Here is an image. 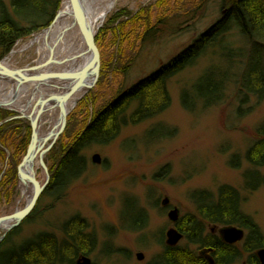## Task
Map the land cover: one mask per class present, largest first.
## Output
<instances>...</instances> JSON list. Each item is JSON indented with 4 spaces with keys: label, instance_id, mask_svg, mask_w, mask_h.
Instances as JSON below:
<instances>
[{
    "label": "rangeland",
    "instance_id": "obj_1",
    "mask_svg": "<svg viewBox=\"0 0 264 264\" xmlns=\"http://www.w3.org/2000/svg\"><path fill=\"white\" fill-rule=\"evenodd\" d=\"M9 2L0 0V9L2 4L9 6ZM222 2L119 0L96 37L97 81L70 111L61 134L43 146L47 150L43 161L49 170L37 168L38 185L45 182L96 112L120 92L170 62L221 19L228 5ZM43 29L18 41L2 58L20 49L11 67L35 64L38 61L35 48H22ZM227 43L232 44L234 51L225 52L224 42L168 82L171 103L162 114L126 126L106 146L87 149L83 153L87 167L67 190L62 192L60 187L51 193L44 190L36 208L17 226L9 232L0 226V237L12 234L5 251H13L39 233L50 232L61 237L65 222L78 217L86 222L85 232L95 241L87 255L93 264H150L163 251L158 239L170 225L168 210L178 208L182 223H187L197 214L196 205L209 203L210 199L202 194L216 196L224 185L241 193V210L264 235V187H258L257 172L252 168L255 164L248 154L250 147L264 135V98L258 102L252 97L241 104L238 95L239 81L255 67L261 48L252 47L236 28L227 35ZM222 83L227 84L225 96L215 104L217 96L211 86ZM37 99L36 105L44 97ZM0 109V115L15 114ZM42 118L45 130L49 126L47 114ZM260 128L263 133L259 134ZM3 145L0 142V218L23 210L29 201L23 199L20 188L11 198L13 185L6 182L10 172L5 175L12 166L13 170L20 169L27 144L10 158L2 152ZM94 154L101 155L100 164L92 162ZM259 171L264 175V165ZM10 177L15 178V172ZM57 196L61 197L57 199ZM165 198L169 199L167 207L162 205ZM145 215L147 225L141 231L124 228L123 224L144 222ZM211 227L206 223L204 232L208 233ZM180 245L189 251L196 248L185 239ZM140 253L144 255L142 260L138 259ZM6 261V257L0 258V264H8Z\"/></svg>",
    "mask_w": 264,
    "mask_h": 264
},
{
    "label": "trees",
    "instance_id": "obj_2",
    "mask_svg": "<svg viewBox=\"0 0 264 264\" xmlns=\"http://www.w3.org/2000/svg\"><path fill=\"white\" fill-rule=\"evenodd\" d=\"M222 1L224 6L227 2L228 5L221 19L211 25L170 62L160 66L155 72L129 89L120 92L103 109L96 112L86 128L58 161L53 170L50 191L51 188L55 191L56 187H60V190L64 192L74 180L79 178L87 167V159L83 154L87 149L94 146H106L115 141L126 126L136 125L162 114L171 103L168 82L172 78L188 67L194 66L206 53L222 46L224 42L227 45L224 48L225 52L234 51L232 44L227 43V35L232 28H236L249 43L251 42L252 47L257 45L261 48L257 54L258 58H255V67L248 70L245 73L246 76L239 81L240 103H247L252 97H255L258 102L264 98L262 92L264 87V47L262 48L264 46V0ZM60 3L61 0H10L9 6L2 4L0 9V12L2 10L0 14V59L12 50L18 40L49 26L59 10ZM211 71L213 69L208 70V72ZM226 88V83L211 86L212 93L217 96L213 103L217 104L223 99ZM186 95L183 93V96ZM4 117V114L0 115V121ZM258 130L259 134L263 133L261 128ZM248 154L251 155L248 157L255 164L252 168L257 172L258 187H264V175L259 171V168L264 165L263 134L250 147ZM253 172V170L249 172L251 176ZM202 195L210 201L208 204L196 205L197 214L190 219L193 225L185 231L191 243L203 245L202 247L207 244L206 240H201L206 223H240L246 225L248 229L249 252L264 246V235L261 230L241 210L242 197L236 188L224 185L220 187L216 196L206 192ZM145 224L146 219L137 225L123 224V226L127 230L138 232ZM61 228V237L50 232L39 233L9 253L2 246L0 258L6 257L8 264H76L77 257L88 255L95 241L85 232L86 222L78 217H72ZM164 250L157 264H196L193 253L186 247L181 250L178 248H165ZM197 264L208 263L199 258Z\"/></svg>",
    "mask_w": 264,
    "mask_h": 264
},
{
    "label": "water",
    "instance_id": "obj_3",
    "mask_svg": "<svg viewBox=\"0 0 264 264\" xmlns=\"http://www.w3.org/2000/svg\"><path fill=\"white\" fill-rule=\"evenodd\" d=\"M70 3V14L73 18L75 24H77L80 28V32L83 38V42L85 44V53L87 56L89 69L88 73L81 77L80 79L70 78L68 74L63 73V71L59 70L58 67L66 62L67 59H58L55 57V48L51 46L49 49V57L44 61H37L35 64L26 65L22 68L11 67L7 65L5 58L0 59V81L8 83L9 87L13 88L15 93V98L19 92V88L25 84L35 83L40 84V86L53 88L58 90L61 93L60 100L56 102H43L45 100H51L47 97L40 101V105L36 111L31 114L30 118L34 120L35 118L39 119L43 112L46 110H50V108H54L56 105H62L67 102L71 97L76 93H81V97L87 94L92 87L95 85L98 75H99V60H98V49L96 44V37L98 31L101 27H95L90 20L89 10L85 4L84 0H69ZM61 10L59 9L52 21V23L43 29L38 35L43 33H49L50 29L56 23L58 18L60 17ZM41 62V63H39ZM55 67V68H52ZM81 97L75 102L76 103L81 99ZM12 102V101H11ZM1 108H7L6 103L0 102ZM73 109V108H72ZM70 113V111H69ZM68 113V114H69ZM68 114H65L63 118V122L61 124L60 129L57 131L56 135L53 137V140L56 139L62 132L63 125L65 124L66 117ZM33 122V127L36 128V124ZM2 124V123H0ZM35 143H36V133H34L33 140L28 149L27 155L24 159L20 167V179L24 182L25 185L28 186V183L32 184L33 188L29 190V195L31 197L28 205L25 209L21 211H17V213L0 218V226L4 224H8L7 232H9L12 228L17 226L35 207L37 200L43 190L37 189V185L35 183L34 173L32 169L33 160L35 158ZM51 146V145H50ZM48 147V149L50 148ZM43 155V154H42ZM92 162L95 164H100L102 162V157L100 154H94L92 156ZM45 167L44 163L42 162ZM164 206L169 204V199L165 198L162 203ZM169 220L177 221L179 217L178 208H174L171 212H169ZM223 238L230 243L240 240L243 238V231L234 227H225L222 230ZM167 243L169 246H176L179 241L182 239V235L178 233L174 229H170L167 234ZM258 257L261 262L264 264V249H261L257 252ZM144 255L142 253L138 254V259L142 260ZM76 264H92V260L90 257L86 255H82L77 259Z\"/></svg>",
    "mask_w": 264,
    "mask_h": 264
},
{
    "label": "bare ground",
    "instance_id": "obj_4",
    "mask_svg": "<svg viewBox=\"0 0 264 264\" xmlns=\"http://www.w3.org/2000/svg\"><path fill=\"white\" fill-rule=\"evenodd\" d=\"M84 1L89 10L91 23L95 27H102L119 0ZM70 8L71 7L69 0H63L60 9V17L50 29L49 33L37 35L34 39L26 43L23 46L22 50L34 47L38 55L37 60L44 62L49 57L50 47L54 46L55 57L58 59H67L64 64L58 67V69L63 71V73L68 74L72 79H80L89 71V69L87 68L88 60L87 56L84 55L85 44L83 42L80 28L77 24L74 23L73 18L70 14ZM18 52H20V49H15L8 56V58L6 59L7 65L11 66L14 64V61L12 59ZM81 95V93H76L67 102L63 103L62 105L58 104L54 108H50V110L46 112L49 126L44 130L43 124L40 125V129L36 130V152L41 151L43 146L48 141L53 139V137L61 127L65 114H68L69 111L72 110L75 102L81 97ZM61 96V93L56 89L43 87L40 86V84L29 83L19 88V92L15 98L13 88L9 87L8 83L0 81V102L6 103L7 108L20 109V106H25L28 108L38 97H47L48 99H51L45 100L43 102H56L60 100ZM40 101L42 100L40 99ZM43 121L44 120H42V122ZM29 187L30 185H24V182L22 181L21 189L23 198L25 194L29 193ZM8 226V224H4L3 226H1V228L6 230Z\"/></svg>",
    "mask_w": 264,
    "mask_h": 264
},
{
    "label": "flooded vegetation",
    "instance_id": "obj_5",
    "mask_svg": "<svg viewBox=\"0 0 264 264\" xmlns=\"http://www.w3.org/2000/svg\"><path fill=\"white\" fill-rule=\"evenodd\" d=\"M18 41H20V40H18ZM18 41L15 43V45L18 43ZM37 100L35 99L34 103L28 108L25 106H22V107L20 106V109L19 108H5V109H9V110L15 112V114H12V115H8V116L5 115L4 119H2V121H0V123H2V124H0V127L3 124L8 123V126H7L8 128L5 127V129L3 131H1L2 134L0 135L1 144L3 145V143L5 142V144L2 147V152H4L6 154L7 158H10V156L12 154H14V152L18 148H21V147L25 148V146L27 144V148L25 151L26 153L23 152V154H24L23 162H24V159L27 155L30 144L33 140L34 133H36V141H37L36 130L40 129V127H41L40 125L45 124L44 121L42 122V120H43L42 117H43V114L48 112V110L44 111L42 116L39 119L35 118L34 120H32L30 118L31 114H33V112L36 111L40 105V104L36 105V102H39ZM33 122H35L34 124H36V128L33 127ZM51 140H53V139H51ZM35 145H36V143H35ZM49 149H51V148H49ZM42 150H43V148H42ZM42 150L36 152L35 158H34L33 164H32V169H33V173H34L35 183L38 187L37 189L39 190V189L43 188L42 192L45 190V192L51 193L52 188L50 191L49 187L51 184V179H52V174H53L54 169L51 171L50 175L48 174L47 179L45 180L44 183L40 184V186L38 185V181H37L36 172H37V168L39 166H41L42 169H45L46 171L49 170L46 166V163L43 161V156L47 150H45V149L43 151ZM7 154H9V155H7ZM40 154L41 155L43 154V155L40 156ZM12 156H14V155H12ZM15 161L16 160L12 161L13 165H15ZM42 162L44 163L45 167L43 166ZM13 168H14V166H12L9 171L5 170L6 171L5 175L8 172H10V176H11V173L15 172V178L13 177V179L9 175L6 176V179H7L6 182L10 183L9 186L13 185L12 190L14 193L12 194L11 198L15 197V195L18 194L19 188L21 189V184H22V180L20 179V174H19L20 169L18 168V169L13 170ZM28 185H30L29 189H31V192H34V191H32V189H34V188H33L32 184L30 183V181H29ZM42 192H41V194H42ZM41 194H40V196L37 200V203L33 209H35L37 204L39 203ZM22 197H23V193H22ZM23 199H26V200L29 199V201H30L31 197L29 194H25ZM29 201H27L26 207H27ZM167 206H164V207H167ZM172 210H174V209L172 208V209L168 210L167 217L169 215V212H171ZM143 212L145 213L146 211L143 209ZM180 213L181 212L179 210V217H178V220L175 222L170 221L169 217H168L170 225L167 229H165L164 232H162L161 236H159L160 238L158 239V242H159V245H161L163 247V251H165L164 250L165 248H169V249L178 248L181 250L184 247H182L180 245V242L185 239L188 242V244L196 247L195 249H191V252H193V256H194V260H195L196 264L199 262V258L206 260L208 264H263L261 262L260 258L258 257L257 252L261 249H264V246H260L257 249H255L253 252H249V249H248V234L249 233H248V229H247L246 225H241L240 223H230V224L209 223V225H212V227L210 228V231L208 233H206L203 230V232H202L201 240L207 241V244L204 245V247H202L203 245H199L197 243L193 244L188 239L185 231H186V229H189L193 225V222L191 220H189L187 223H182L183 218H181ZM145 219H146V224H145V226H146L147 225V216L146 215H145ZM225 227H234V228H237L239 230H242L243 231V238H241L240 240L235 241L233 243L227 242L223 238V233H222V230ZM170 229H174L182 235V239L174 247L169 246L167 243V239H168L167 234H168V231ZM10 237H11V241H12V234H10L6 238H5V236L0 237V248L2 246L3 247L8 246L9 241L7 243H6V241L10 240ZM163 251L157 257H155L150 264H157L158 259L160 260V257L163 254Z\"/></svg>",
    "mask_w": 264,
    "mask_h": 264
}]
</instances>
